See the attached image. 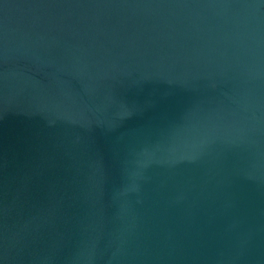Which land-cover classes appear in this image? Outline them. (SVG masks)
<instances>
[{
    "label": "water",
    "instance_id": "water-1",
    "mask_svg": "<svg viewBox=\"0 0 264 264\" xmlns=\"http://www.w3.org/2000/svg\"><path fill=\"white\" fill-rule=\"evenodd\" d=\"M0 264H264V0H0Z\"/></svg>",
    "mask_w": 264,
    "mask_h": 264
}]
</instances>
